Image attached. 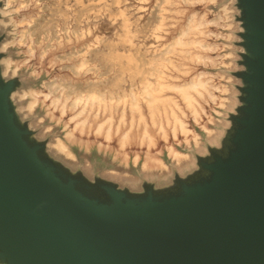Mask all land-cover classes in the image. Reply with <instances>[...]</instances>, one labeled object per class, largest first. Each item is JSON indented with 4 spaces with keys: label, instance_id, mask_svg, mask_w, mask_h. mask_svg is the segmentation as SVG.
<instances>
[{
    "label": "water",
    "instance_id": "1",
    "mask_svg": "<svg viewBox=\"0 0 264 264\" xmlns=\"http://www.w3.org/2000/svg\"><path fill=\"white\" fill-rule=\"evenodd\" d=\"M230 1L237 104L195 167L171 166L161 186L132 190L57 159L0 62V264H264V0Z\"/></svg>",
    "mask_w": 264,
    "mask_h": 264
},
{
    "label": "rangeland",
    "instance_id": "2",
    "mask_svg": "<svg viewBox=\"0 0 264 264\" xmlns=\"http://www.w3.org/2000/svg\"><path fill=\"white\" fill-rule=\"evenodd\" d=\"M1 1V8H3L5 1ZM159 1L14 0L9 6L12 12L4 15L0 24V34L4 36V43L15 38L19 30L28 27L25 22L19 24V20L23 18L31 20L33 25L39 23L33 31L34 35L30 36V32H28L25 36V43L29 44L31 42L35 50L31 57L26 56L25 44L23 46L16 43L9 44L3 50L4 57L20 64L16 75L21 80L22 89L32 87L44 90L43 82L51 79L57 81L62 79L73 84H84L87 81L97 82L100 88L106 90L105 88H110L112 78L119 76L122 79L121 86L123 88L128 90L132 87L136 91L135 108L131 105L128 93L121 96L118 101L108 98L99 99L93 94L86 96L85 93L82 98L77 99L76 94H70L68 99L75 100L84 107L91 125H87L82 133L77 131L72 139L66 140L69 150L75 157L73 161L64 159L51 151L57 159L73 170L79 169L88 177L97 174L119 182L120 185L127 186L132 190L140 189V182L143 178L155 182L157 186H161L167 184L172 177L174 168L171 166L167 172L161 175L142 174L138 167L131 165V156L137 150L143 156L144 149L140 148L137 135L143 124H147L148 130L156 138L160 156L167 161L165 159L164 143L156 133V126L152 122H163L164 126L168 128L165 121L175 120L181 106L187 114V123L195 128L189 111L182 103L184 102V80L189 79L190 76L200 70L230 77L227 83L229 89L228 108L218 118L219 121L214 120V128L218 131V137L210 142L195 128L201 137L200 147L196 149L191 146L187 149L183 143L180 144V149L188 151L190 156L188 165L182 169L176 168L181 175L186 174L195 167L193 155L195 153L204 154L206 143L216 144L218 142L224 128L229 124L226 120V112L232 111L237 104L236 85L238 80L232 75V72L239 68L236 61L239 58L238 51L240 48L236 44L239 25L234 18L236 9L233 3L230 0H217L214 6H203L184 4L182 0H163L159 12V21L155 22ZM222 5H226L230 10L229 22L231 26L226 31L222 29H218V31L227 32L230 36L225 41L217 40L216 42L221 45H228H225V48L220 52V54L231 53L229 58L224 59V62L228 65L225 67L208 65L205 68L201 64L192 61L191 59L196 57V48L186 42L195 35L196 31L190 30L182 36L185 43L175 45L173 52L168 56V61L164 62L161 73L153 79L158 86L154 92L155 100L152 104H149L139 91V79L142 76L148 78L150 76L147 73L137 72L135 64L138 61L129 60L128 56L132 55L133 58L138 60L142 53L148 57L154 52H158L172 39L181 37L179 34L183 30V25L190 13H201L208 9L210 11L208 15L212 17ZM14 9L17 10L13 11ZM120 9L124 10L129 19L131 33L128 35L130 39L124 35L121 28ZM11 17L12 19H10ZM213 30L217 31V29ZM37 40L38 42H35ZM131 42L133 45H131ZM45 47L47 49L46 55L41 58L40 51ZM75 51L76 55H71ZM215 55V53L212 54V56ZM24 59H28V61L21 63ZM86 59H90V62L84 63ZM67 65L76 67V71L70 70ZM7 75L10 74L7 73ZM66 91V88H60V93ZM15 104L21 116L35 130L38 138H46L48 141L56 136L63 138L65 132L73 125L67 126V120L73 110L67 109L66 115L59 119L58 111L50 115L45 103H38L31 113H28L25 109L27 98H19L15 95ZM208 112L212 114L214 119L216 118L209 108ZM94 115H96V118L93 117ZM100 120H104L108 124L112 123L113 135L108 145L103 142L102 135L94 133L93 125L95 121ZM118 122L122 123L120 130L127 129L132 124L133 138L126 150L128 153L127 161H124L117 151L118 140L114 128ZM47 127L49 130H46ZM111 170L114 172L111 173Z\"/></svg>",
    "mask_w": 264,
    "mask_h": 264
},
{
    "label": "bare ground",
    "instance_id": "3",
    "mask_svg": "<svg viewBox=\"0 0 264 264\" xmlns=\"http://www.w3.org/2000/svg\"><path fill=\"white\" fill-rule=\"evenodd\" d=\"M4 1V7L0 9V14L2 17L12 12V10L9 9V6L14 0ZM162 2L163 0H160L157 4L158 13L156 15L155 22L159 21V12ZM182 2L189 5L214 6L217 3V0H182ZM16 10L17 9H14L13 11ZM229 12L230 10L226 5L219 7L212 17H209L208 14H210V11L208 9H205L201 13L192 12L186 18V22L183 25V30L179 34L181 37L172 39V41L166 44L162 49H160L158 52H154L148 57L144 56L143 53L140 54L141 57L138 60L133 58L132 55L128 56L129 60L134 59L135 61H138V63L135 64V70L137 72H141L142 74L147 73L150 76V78L142 76L140 77L141 79H139V91L149 104L154 102V92L158 86L157 83L153 81V79L161 73V68L164 62L168 61V56L173 52L175 45L185 43V41L182 39V36L186 35L190 30H193V32L194 30L196 31L195 35L189 38V40L186 42L187 44L196 48V57L191 59L192 61L201 64L205 68H207L208 65H219L223 67L228 65V63L224 62V59L229 58L231 53L225 52L220 54V52L225 48L226 44L221 45L216 41H225L230 36V34L227 32L223 33L218 31V29L226 31L230 28L231 24L229 22ZM119 15L121 17V28L123 33L126 37H129L128 39H130V36L128 35L131 33L129 29V19L125 15L123 9L119 10ZM10 19H12V17ZM1 22L2 19H0V23ZM22 22H25L28 27L19 30L17 32V36L12 40L4 42L0 46V50H5L7 45L13 43L18 44L19 46H23L25 44L24 46L26 47V56L31 57L35 50L31 42L29 44L25 43V36L28 32H30V36L32 34L34 35L33 31L36 29L39 23L37 25H33L31 20L29 21L25 18L18 21L19 24ZM213 29H217V31H214ZM35 42H38V40ZM131 45H133L132 42ZM46 52V47L42 48L39 54L40 57L43 58L46 55ZM214 53L216 55L212 56ZM71 55H76V51L71 53ZM60 59L62 60V58ZM27 61L28 59H24L21 61V63H25ZM0 62L2 65L3 75L9 73L11 76H14L17 74L20 66L19 63H16L12 59L6 57H3ZM89 62L90 59H86L84 61V63ZM67 67L72 71H76V67L74 66L67 65ZM229 80L230 77H225L222 74L211 73L207 70H200L190 76L189 79L184 80L185 82L183 83L184 102L182 103L189 111L193 126L197 128L198 131H200L210 142L216 140L218 137V131L216 128H214V120L219 121L218 118L222 116L223 111L225 112L228 108L229 89L227 83ZM121 82V77L115 76L111 80L110 88H105L106 90H103L98 86L97 82L93 81H87L84 84H73L68 83V81H63L62 79H59L58 81L51 79L43 82L42 85L45 88L44 90H38L30 87L13 94H17L19 98H27L25 109L28 113H31L38 103H45L50 115H53L56 111H58L59 119L66 115L67 109L73 110V113L67 120V126L73 124L72 127L65 132L63 138L56 136L48 144L49 148H51L56 154H59L64 159L73 161L75 157L69 150L66 140L72 139L77 131L82 133L85 127L87 125L90 126L91 124L89 123L88 115H86L84 107L78 104L75 100L68 99V96L74 93L76 94V98L79 99L82 98L83 94L85 93L86 96L93 94L99 99L108 98L110 100L118 101L121 96H123L125 93H128L131 105L133 108H135L136 91L133 90L132 87L126 90L121 86ZM63 87L66 88L67 91L65 93H60V88ZM208 108L213 112V115L216 116L215 119L212 117V114L208 112ZM93 117L96 118V115ZM186 117L187 114L181 106L180 112L175 120L165 121L166 125H168V128L164 126L163 122H152V124L156 126V133L161 137L164 143L165 159L167 161H165L163 157L160 156V152L157 149V141L155 136L148 130L147 124L142 123L143 126L137 135V139L140 148L144 149L143 156H141L140 151H135L131 156V165L133 167H138L142 174L151 176L161 175L167 172L170 166H173L177 169H182L188 165L190 162L189 152L186 150H181L180 144L183 143L184 147L187 149L191 146L198 149L200 147L201 137L199 132L187 123ZM121 124V122H118L114 128V133L117 135L118 140L117 151L121 154L122 159L127 161L128 153L126 150L131 139L133 138L131 131L132 124H130L129 128L120 130ZM93 129L96 135H102L103 142H105L106 145L111 142L113 135L112 123L108 124L104 120L95 121ZM46 130H49V128L47 127ZM110 172L113 173L114 171L111 170Z\"/></svg>",
    "mask_w": 264,
    "mask_h": 264
}]
</instances>
